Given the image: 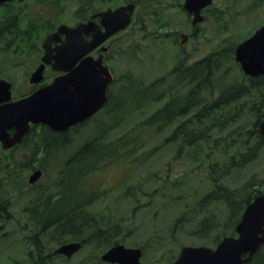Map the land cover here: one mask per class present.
<instances>
[{
  "label": "rangeland",
  "instance_id": "374dc122",
  "mask_svg": "<svg viewBox=\"0 0 264 264\" xmlns=\"http://www.w3.org/2000/svg\"><path fill=\"white\" fill-rule=\"evenodd\" d=\"M135 2L137 10L132 26L105 43L109 49L106 64L117 78L129 71L145 83L167 74L184 56L193 63L224 45L237 46L264 24V0H214L203 12L205 20L195 28L192 17L183 10L185 0ZM123 4L124 0H94L89 6V14ZM81 6L79 0H62L56 5L47 3V0L40 5L37 0H29L20 6L29 10L14 6L10 14L9 10L1 9L0 23H7V17L12 19L21 15L27 19L31 15L35 21L39 17L40 24L41 19H45L50 25L48 28H57L61 24L73 26L80 21L77 10ZM23 17L19 19L21 28H24ZM35 34L30 46L22 42L23 37L10 45L0 41V50H6L0 54V79H11L18 93L26 90L28 77L43 55L40 48L48 34L47 29L41 30L39 37L37 32ZM182 36L186 39L181 45ZM159 106L149 105L129 116L107 135L106 141L128 134ZM104 112L96 115L86 127L72 131L68 136L71 145L51 156L44 155L40 144L41 152L32 151L42 136H33L25 146L20 145L8 155L0 153L4 161L0 169V200L10 201L12 215L4 229L6 235L0 238V264H31L28 252L33 245L29 239L30 219L26 208L38 198L58 191L55 183L64 161L96 136L100 132L99 126L103 125V131L110 123V115ZM173 128L157 133L154 129L139 126L131 133H138L135 141L142 148L133 155L104 165L87 180V188L99 195L89 212L118 226L120 244L143 248L142 264H169L184 246L214 249L217 238L222 240L233 232L238 215L233 216L224 201L200 205L199 201L214 185L206 167H199L186 156L178 157L176 145L164 144ZM233 129L234 125L226 132ZM156 148L157 151H153ZM235 150L231 149L230 154ZM208 153L204 152L202 157L206 158ZM210 153L211 162L222 163L226 158L220 151L212 149ZM30 156H38L35 169L44 172L35 185L28 183L33 170L21 165ZM8 162L11 165L6 168ZM248 180H255L249 191L264 188L261 183L264 181V147L254 161L226 175L222 185L234 190L239 201L247 193L243 187ZM43 242L46 253H54L59 246L50 236ZM106 249L102 242H90L71 259L53 254L52 264H101L100 257Z\"/></svg>",
  "mask_w": 264,
  "mask_h": 264
},
{
  "label": "trees",
  "instance_id": "16d2710c",
  "mask_svg": "<svg viewBox=\"0 0 264 264\" xmlns=\"http://www.w3.org/2000/svg\"><path fill=\"white\" fill-rule=\"evenodd\" d=\"M60 1L47 0V3L56 5ZM6 20L9 23H0V39L3 40L8 36L9 27L17 28L18 25L17 18L7 17ZM48 26L47 22V32L54 31V27ZM29 36L27 32L20 36L27 45ZM235 49L236 45H224L193 63H189L188 57L184 56L167 74L150 83L135 78L129 71L116 78L105 107L110 123L103 131V125L100 126L102 134L87 140L64 161L55 183L58 191L38 198L26 208L30 219L29 239L33 245L28 252L31 264H52L54 253H46L43 242L49 236L59 245L69 240L80 241L84 246L90 242H102L108 250L120 244L118 226L104 222L89 212L99 195L87 188V180L104 165L106 167L123 156L133 155L142 148L135 141L138 133H131L139 126L154 129L157 133L174 127L164 144L176 145L178 157L186 156L199 167L208 169L214 188L199 203L209 206L213 202L224 201L233 216L238 214L229 236L236 235L235 228L244 209L264 193V188L249 191L255 180H248L243 187L247 193L238 201L235 191L223 186L222 180L232 170L254 161L264 147V138L259 131L264 116V76L252 78L245 75L235 60ZM5 51L1 49L0 54ZM156 104L160 106L128 134L106 141L107 135L129 116ZM233 125L235 129L226 132ZM32 137L26 136L20 145L25 146ZM71 142L68 136H42L36 144H40L44 155L48 156L70 146ZM233 148L236 150L230 154ZM212 149L226 157L222 163L211 162ZM36 150L37 147L32 151ZM207 151L208 156L203 158L202 154ZM8 152L2 150L0 153L8 155ZM37 157H28L21 163L22 167L35 169ZM3 162L0 154V169ZM9 165L11 162L5 163L6 168ZM10 206L9 200H0V220L3 222L0 238L6 235L4 229L12 220ZM220 240L217 238L216 243ZM101 264L105 263L101 261ZM250 264H264V244Z\"/></svg>",
  "mask_w": 264,
  "mask_h": 264
},
{
  "label": "water",
  "instance_id": "95a60500",
  "mask_svg": "<svg viewBox=\"0 0 264 264\" xmlns=\"http://www.w3.org/2000/svg\"><path fill=\"white\" fill-rule=\"evenodd\" d=\"M7 1L0 0V5ZM213 0H185L184 9L193 16L192 24L204 21L203 9ZM135 10L134 4L100 13V24L80 23L77 27L61 25L47 36L43 47V63L33 73L32 83L42 79L46 65L66 73L53 83L31 96L16 102L12 99L11 84L0 80V144L5 150L21 143L31 130V124H44L53 131H67L85 122L102 109L108 100V88L114 82L111 69L103 64V56L95 59L89 53L116 33L126 29ZM105 27V31H103ZM85 35H91L87 40ZM64 36V39L61 38ZM182 43L186 37L182 36ZM54 43L59 45L53 47ZM264 47V25L254 35L240 43L235 51L236 61L245 74L264 75V57L259 55ZM107 51V48L103 51ZM256 55L242 57V52ZM13 131V134H11ZM264 137V120L260 124ZM42 170L34 171L28 182L35 184ZM236 237H225L215 249L206 246H185L174 264H247L252 262L260 246L264 244V194L257 196L244 210L236 227ZM80 242L59 246L55 254L72 258L82 249ZM143 250L115 245L103 254L102 260L110 264H141Z\"/></svg>",
  "mask_w": 264,
  "mask_h": 264
},
{
  "label": "flooded vegetation",
  "instance_id": "af4514ba",
  "mask_svg": "<svg viewBox=\"0 0 264 264\" xmlns=\"http://www.w3.org/2000/svg\"><path fill=\"white\" fill-rule=\"evenodd\" d=\"M28 1L29 0H13V1H8V2L3 3L0 6V10L1 9H5L6 11L9 10V13H10V12H12L11 9H14L13 8L14 6H19L20 10L28 9V8L20 7L21 5L26 4ZM42 1L46 2V0H37L38 5L42 4ZM132 2H135V0H124V4L123 5L130 4ZM89 6H90L89 3H83L82 6L78 8L77 15L80 18V21L78 23H76L75 25L79 24L80 22H85V21H90V20L95 21L98 24H100V18L99 17L93 18V16L96 15V14H98L99 12H104L105 13V7L101 11L91 12V14H89V9H90ZM119 6H122V5H119ZM119 6H117V7H119ZM117 7H113L112 9H115ZM38 11H41V8H39ZM21 17H23V16H21V15L15 16V18H17L18 25L16 26L17 28H15L14 26L9 27V31H8L7 38H4L3 37L5 39L4 41L6 43H13L14 41H17L18 38L24 32H27L30 36L32 35V39H34L35 38V35H36L35 34L36 32L38 33V37H39V32L41 30L42 31H45V19H41V24H40V18L38 17L37 18V25H35L36 18L32 17L31 15H29L27 17V19H25V17H23L22 20H24L23 21L24 22V28H21V22L19 21V19ZM29 17H30V19H29ZM29 21H31V22L29 23ZM7 23H9V21ZM75 25H73V26H75ZM103 30H105V27H103ZM85 38L87 40H89V39H91V36L90 35H85ZM63 39H64V37H63ZM0 41H3V39H0ZM102 47H105V43L103 44ZM101 48L96 49L95 51H93L92 55H96L97 57H99L102 54ZM40 50L41 51L43 50V43H42V49L40 48ZM43 53H44V51H43ZM42 56L39 59L38 66L41 64V58H42ZM103 56L105 58V53H103ZM37 67L29 75L28 81H27V88H26V90L24 92L18 93L17 92V89L15 88L14 82L11 81V79L10 80L9 79H6L8 82H10L11 87H12V99H11V101H19L21 99H24L26 97H29L32 94H34L35 92H37L38 90H40V89L46 87L47 85L51 84L57 77L65 74V73H62V72H59V71H55L51 67H47L45 69L43 75H42V79L38 83H32L31 82V77H32L33 73L36 71ZM100 112H104V109L101 110ZM99 113H97V115ZM93 118H91L90 120L85 121L83 123H80L78 125H75L74 127H71L70 129H68L67 131H60V132H55L52 129H50L49 127H47V126H45L43 124H32L31 131L28 134H26L25 136H70V134H71L72 131L78 130L79 128L86 127L89 124L88 122L91 121V120H93ZM11 133H13V132H11ZM29 140L30 139H28L26 141V143H28ZM36 147H38V149L35 151V153L36 152L39 153V152L42 151V149H41V151L39 150V145L38 144H36Z\"/></svg>",
  "mask_w": 264,
  "mask_h": 264
},
{
  "label": "snow or ice",
  "instance_id": "6c2138e0",
  "mask_svg": "<svg viewBox=\"0 0 264 264\" xmlns=\"http://www.w3.org/2000/svg\"><path fill=\"white\" fill-rule=\"evenodd\" d=\"M241 55H242V57H244V56L256 55V53H255L254 51H253V52H242ZM259 55H260L261 57H264V47H262V49H261Z\"/></svg>",
  "mask_w": 264,
  "mask_h": 264
}]
</instances>
